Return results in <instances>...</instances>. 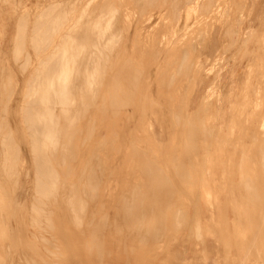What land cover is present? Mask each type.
I'll use <instances>...</instances> for the list:
<instances>
[{"label": "rangeland", "instance_id": "1", "mask_svg": "<svg viewBox=\"0 0 264 264\" xmlns=\"http://www.w3.org/2000/svg\"><path fill=\"white\" fill-rule=\"evenodd\" d=\"M8 8L20 20L0 45V254L11 264H205L211 254L264 264V0ZM69 54L80 56L76 87L40 108L33 82L55 80Z\"/></svg>", "mask_w": 264, "mask_h": 264}, {"label": "bare ground", "instance_id": "2", "mask_svg": "<svg viewBox=\"0 0 264 264\" xmlns=\"http://www.w3.org/2000/svg\"><path fill=\"white\" fill-rule=\"evenodd\" d=\"M134 2H135V1H134ZM65 6H66V4H65ZM72 6H73V5H72ZM55 7H56V6H55ZM57 7H59V6H57ZM60 9H61V8H60ZM60 9H57V10L55 9V10H56V14L60 11ZM106 9H107V8H106ZM58 10H59V11H58ZM54 12H55V11H54ZM67 12H68V11H67ZM107 12H108V11H107ZM49 13H50V12H46L45 15H46V14H49ZM105 13H106V11H105ZM58 14H59V13H58ZM58 14H57V15H58ZM45 15H44V16H45ZM57 15H56V16H57ZM103 15H104V14H103ZM40 16H41V15H40ZM44 16L41 17L42 19L40 18V22H39V24H38V25H39L38 27H39L40 29L37 28V30H38V29L41 30V28H43V26L46 25V21H45V17H46V16H45V17H44ZM112 16H113V15H112ZM59 17H60V16H59ZM65 17H66V15H65ZM108 17H109V16H108ZM110 17H111V16H110ZM57 18H58V17H57ZM51 19H52V18H51ZM53 19H54V18H53ZM61 19H63V18H61ZM110 19H111V18H110ZM114 19H116V18H114ZM22 20H23V19H22ZM48 20H49V19H48ZM57 20H59V23H57ZM83 20H85V19L83 18ZM116 20H117V19H116ZM116 20H115V21H116ZM44 21H45V22H44ZM50 21H51V23L49 22L48 25L50 26V24H51V26H52L53 28H56V29L58 30L57 27L60 25V21H61V20H60V19H56V20H50ZM111 21H112V20H111ZM115 21H114V22H115ZM84 22H85V21H84ZM101 22H102V21H101ZM21 23H22V22H21ZM102 23H103V22H102ZM109 23H110V21H109ZM109 23H108V25L111 24V23H110V24H109ZM24 24H25V23H24ZM57 24H58V25H57ZM77 24H78V23H77ZM93 24H94V23H93ZM103 24H104V23H103ZM103 24H101V25H103ZM106 24H107V23H106ZM112 24H113V23H112ZM115 24H116V23H115ZM75 25H76V24H75ZM78 25H79V24H78ZM90 25H92V24H90ZM97 25H98V23H97ZM114 26H115V25H114ZM45 27H47V26H45ZM45 27H44L43 29H45V30H46V29L49 30V29H48L49 27H47V28H45ZM81 27H82V26H81ZM85 27H86V25H85ZM85 27H83V32H85V30H86V29L84 30ZM99 27H100V26L98 25L97 28L100 29ZM109 27H111V25L108 26V29H109ZM118 27H119V26H118ZM205 27H206V26H205ZM205 27H204V28H200V31H201V29H202V31H203V29H205ZM87 28H89V27H87ZM111 28H112V27H111ZM111 28H110V29H111ZM113 28H114V27H113ZM207 28H208V27H207ZM207 28H206V30L208 31V34H209V29H207ZM43 29H42V30H43ZM56 29H55V30H56ZM76 29H77V28H76ZM98 29H95V30L99 31ZM101 29H102V28H101ZM110 29L107 30V31L111 32ZM115 29H116V28H115ZM39 30H38V31H39ZM42 30H41V31H42ZM47 30H46V31H47ZM51 30H52V29H51ZM55 30H53V31H55ZM88 30H89V29H88ZM105 30H106V29H105ZM21 31H22V30H21ZM43 31H44V30H43ZM43 31H42V32H43ZM77 31H78V29H77ZM81 31H82V30H81ZM117 31H118V30H117ZM117 31H116V32H117ZM197 31H198V30H197ZM207 31H205V32H207ZM36 32H37V31H36ZM42 32H41V33L39 32V33L42 34ZM87 32H88V31H87ZM100 32H101V30H100ZM102 32H104V30H102ZM109 32H108V33H109ZM118 32H119V31H118ZM81 33H82V32H81ZM81 33H80V34H81ZM93 33H94V32H93ZM95 33H96V32H95ZM97 33H98V32H97ZM108 33H107V34H108ZM197 33H198V32H197ZM200 33H201V32H200ZM45 34H46V32H45ZM52 34H53V33H52ZM69 34H70V33H69ZM80 34H79V35H80ZM85 34H86V32H85ZM100 34H101V33H100ZM105 34H106V33H105ZM118 34H119V33H118ZM202 34H203V32H202ZM38 35H39V34H38ZM48 35H49V34H48ZM53 35H55V33H54ZM92 35L95 36L94 34H92ZM92 35H91V36H92ZM96 35H97V34H96ZM200 35H201V34H200ZM39 36H40V35H39ZM41 36H43V34H42ZM81 36L83 37L82 34H81ZM87 36H88V35H87ZM93 36H92V37H93ZM105 36H106V35H105ZM110 36H111V35H110ZM110 36H109V37H110ZM113 36H114V34H113ZM115 36H116V35H115ZM115 36H114V37H115ZM201 36H202V35H201ZM201 36H200V39H201V38H204L205 35H204L203 37H201ZM207 36H208V35H207ZM207 36H205V37H207ZM23 37H24V36H23ZM47 37H48V36H47ZM65 37H66V36H65ZM71 37H72V36H71ZM101 37H102V36H101ZM101 37H100V38H101ZM116 37H117V36H116ZM197 37H198V36H197ZM208 37H209V36H208ZM79 38H80V37H79ZM79 38H78V39H79ZM83 38H84V37H83ZM85 38H86V37H85ZM85 38H84V40H85ZM96 38H97V37H96ZM96 38H94V39H95L94 44L97 43V42H96ZM105 38H107V37H105ZM49 39H50V38H49ZM68 39H70V36H69ZM68 39H67V41H69V42H67V43L70 44V45H68L66 42L63 43V44H67V45H68L67 48H71V50H72V49H74L73 44L76 43V42H75L76 39H73V37H72V39H70V40H68ZM86 39H87V38H86ZM91 39H92V38H91ZM193 39H194V37H193ZM196 39H197V38H196ZM196 39H194V40L196 41ZM208 39H209V38H208ZM65 40H66V39H65ZM81 40H82V39H81ZM81 40H79V41H81ZM84 40H83V41H84ZM104 40H105V39H104ZM115 40H116V39H115ZM194 40H193V41H194ZM197 40H198V39H197ZM76 41H77V40H76ZM97 41H98V40H97ZM101 41H103V40H101ZM108 41H109V40H108ZM190 41H191V40H190ZM86 42H87V40H86ZM206 42H209V41L207 40ZM81 43H83V42H81ZM84 43H85V41H84ZM84 43H83V45H84ZM88 43H89V42H88ZM103 43H104V42H103ZM194 43H196V42H194ZM194 43H193V44H194ZM200 43H202V39H201V42H200ZM203 43H205V41H204ZM42 44H43V43H42ZM71 44H72V45H71ZM104 44H106V43H104ZM193 44H190V43H189V45H191V47H192ZM46 45H47V44H46ZM67 45H66V46H67ZM79 45H80V43L78 44V47H79ZM100 45H101V44H100ZM195 45H196V44H195ZM197 45H198V44H197ZM206 45H207V44H206ZM66 46H64V47L66 48ZM74 46H75V45H74ZM80 46H81V45H80ZM85 46H86V45H85ZM85 46H84V47H85ZM94 46H95V45H94ZM106 46H108V45H106ZM193 46H194V45H193ZM72 47H73V48H72ZM86 47H87V46H86ZM194 47H195V46H194ZM198 47H199V46H198ZM201 47L204 48L205 46H201ZM206 47H207V46H206ZM106 48H107V47H106ZM195 48H196V47H195ZM195 48H190V49L195 50ZM58 49H59V48H58ZM60 49H61V48H60ZM60 49H59V50H60ZM62 49H63V48H62ZM88 49H90V47H89ZM96 49L98 50V49H100V48H96ZM108 49H110V48L108 47ZM187 49H188V48H187ZM187 49H186V50H187ZM190 49H189V50H190ZM59 50H58V51H59ZM63 50H64V49H63ZM65 50H66V49H65ZM71 50L69 49L68 52H69V51L71 52ZM76 50H77V48H76ZM91 50H92V49H91ZM60 51H61V50H60ZM60 51H59V52H60ZM66 51H67V50H66ZM74 51H75V49H74ZM106 51H107V49H106ZM158 51H159V50H158ZM183 51H184V50H183ZM187 51H188V50H187ZM63 52H65V51H62V53H63ZM70 52H69V53H70ZM72 52H73V51H72ZM99 52L102 53L101 50H100ZM62 53H60V55H62ZM73 53H76V52H73ZM78 53H79V52H78ZM78 53L75 54V55H78ZM57 54H58V52H56V55H57ZM65 54H67V52H65ZM79 55H80V54H79ZM95 55H96V54H94V57H95ZM102 55H103V53H102ZM181 55H182V54H181ZM187 55H188V54H187ZM62 56L64 57V53H63ZM66 56H68V55H65V57H66ZM73 56H74V54L72 55V57H71V59H70V54H69V59H70L69 61H68V57L64 58V61H65V59H67V60L65 61V62H67V63H66L67 65H66L65 63H63V58H62V57H61V59H59L60 56L58 57V59H57V61H58V65H60L61 67H63V66H64V67H63V68H61L60 66H58V67H54V68H57V69L53 70L54 73H55V71H56V73H58V74H56V73L54 74L55 78L57 77L56 79L54 78L55 80H51V79L48 80L49 77H47V80H46V81H42V82H41L43 85H41V83H40L39 81H34V82H33L34 85H37V86H34V87H33V89H34V91H35V93H34L35 95L32 96L33 99L31 100V102H33V101L36 102V101H37V100H36L37 98L40 100L41 97H42V96H41V97H40V96L37 97L36 87H41V89H40V90H41V94L39 93V95H42V94L45 95V96H43V97H44L46 100H43V101H42V99H41V101H40V104L43 103V104L41 105L42 107H40V108H42V109H44V108L46 109V108H47L48 105H46V104H48V101L55 100L56 97H58V96L61 95V94L63 95V94H65V93H67V92L69 93L70 88H72V87H70V86L74 85V86L76 87V85H75L74 82H73L74 80L72 81V78L74 79V77H75V74H74V73L77 74V72H75V70H74V69L76 68V63H74V64H72V63L77 59L76 57H80V56H76L75 58H73ZM91 56H92V54H91ZM96 56H97V55H96ZM103 56H105V54H104ZM53 57H55V56H53ZM53 57H52V58H53ZM89 57H90V56H89ZM94 57H93V58H94ZM50 58H51V56H50ZM72 59H73V61H71ZM74 59H75V60H74ZM78 59H79V58H78ZM81 59H82V57H81ZM188 59H189V58H188ZM190 59H191V58H190ZM45 60H46V59H45ZM52 60H54V59H52ZM52 60H51V62H54V63H55L56 58H55L54 61H52ZM61 60H62V63H63V64H62L61 62H59V61H61ZM89 60H90V59H89ZM94 60H95V59H94ZM79 61H80V60H79ZM79 61H78V62H79ZM92 61H93V60H92ZM106 61H107V59H106ZM186 61H187V60H186ZM191 61H192V60H191ZM14 62H15V61H14ZM99 62H100V60H99ZM99 62H98V63H99ZM104 62H105V61H104ZM184 62H185V61H184ZM48 63H49V62H48ZM48 63H47V64H48ZM59 63H60V64H59ZM51 64H52V63H51ZM61 64H62L63 66H62ZM64 64L66 65V68H65V65H64ZM90 64H91V63H90ZM96 64H97V63H96ZM96 64L93 63V65H96ZM100 64H101V63H100ZM180 64H181V63H180ZM54 65H55V64H54ZM102 65H103V64H102ZM49 66H50V64H49ZM55 66H56V65H55ZM97 66H98V64H97ZM103 66H104V65H103ZM50 67H51V66H50ZM59 67H60L62 70H61ZM87 67H88V66H87ZM95 67H96V66H95ZM100 67H101V66H100ZM185 67H186V66H185ZM45 68H46V67H45ZM58 68H59V69H58ZM64 68H65V69H64ZM81 68H82V67H81ZM92 68L94 69L93 66H92ZM188 68H189V67H188ZM99 69H100V68H99ZM102 69H103V68H101V70H102ZM105 69H106V68H105ZM46 70H47V69H46ZM46 70H45V71H46ZM76 70H80V68H79V69H76ZM90 70H92V69H90ZM97 70H98V69H97ZM45 71H44V72H45ZM50 71H51V70H50ZM57 71H59V72H57ZM87 71H89V69H88ZM95 71H96V70H95ZM184 71H185V70H184ZM41 72H42V71H41ZM78 72H79V71H78ZM81 72H82V71H81ZM92 72H93V71H92ZM92 72H91V73H92ZM99 72H101V71H99ZM99 72H95V73H99ZM102 72H103V71H102ZM50 73H51V72H50ZM47 74H48V73H47ZM86 74H88V73H86ZM93 74H94V73H93ZM100 74H101V75H100ZM39 75H40V74H39ZM48 75H49V74H48ZM56 75H57V76H56ZM77 75H79V74H77ZM80 75H81V73H80ZM90 75H91V74H89V76L87 75L88 78H89V77H90V78L93 77V79H94L95 76L97 77V75H95V76H94V75H93V76H90ZM102 75H103L102 73H99V76H102ZM37 76H38V75H37ZM49 76H50V75H49ZM52 76H53V75H52ZM81 76H83V75H81ZM188 76H189V75H188ZM34 77H35V76H34ZM79 77H80V76H79ZM129 77H130V76H129ZM129 77H128V78H129ZM180 77H181V76H180ZM35 78H39V77H35ZM81 78H82V77H81ZM90 78H89V79H90ZM98 78H99V77H98ZM100 78H101V77H100ZM128 78H127V79H128ZM130 78H131V77H130ZM173 78H174V77H173ZM78 79H80V78H78ZM83 79H84V78H83ZM85 79H86V78H85ZM95 79H96V78H95ZM131 79H132V78H131ZM131 79H129V80H131ZM176 79H177V78H176ZM180 79H181V78H180ZM182 79H183V78H182ZM37 80H38V79H37ZM97 80H98V79H96L95 81H97ZM99 80H101V79H99ZM123 80H124V79H123ZM123 80H122V81H123ZM135 80H136V79H135ZM76 81H77V80H76ZM76 81H75V83L77 84ZM180 81H181V80H180ZM188 81H189V80H188ZM72 82H73V83H72ZM80 82H81V81H80ZM88 82H89V83H93V82H90V81H88ZM126 82H128V81H126ZM126 82H125V83L122 82V84L124 85V84H126ZM173 82H174V81H173ZM173 82H172V84H173ZM83 83H84V80H83V82L80 83V84H83ZM89 83H88L89 87H87V88H88V89H91V88L93 87V86H92L93 84H89ZM136 83H138V82H136ZM168 83H169V82H168ZM168 83H167V84H168ZM177 83H179V82H177ZM39 84H40V85H39ZM94 84H95V83H94ZM101 84H102V83H101ZM133 84H135V83H133ZM78 85H79V84H78ZM84 85H85V84H84ZM90 85L92 86L91 88H90ZM120 85H121V84H120ZM127 85H130V84L127 83ZM137 85H138V84H137ZM168 85L170 86V84H168ZM173 85H174V84H173ZM79 86H80V85H79ZM82 86H83V85H82ZM86 86H87V85H85V87H86ZM30 87H31V86H30ZM85 87H84V88H85ZM31 88H32V87H31ZM84 88H83V89H84ZM93 88H94V87H93ZM76 89H77V88H76ZM80 89H81V87L79 88V91H80V92L85 91V89H84V90H83V89L80 90ZM71 90H72V89H71ZM73 90H75V89H73ZM27 91H28V90H27ZM29 91H30V89H29ZM32 91H33V90H32ZM32 91L29 92V94L31 93L30 96L33 95V92H32ZM79 91H78V92H79ZM89 91H90V90H89ZM89 91H88V92H89ZM78 92H77V93H78ZM68 93H67V94H68ZM71 93H72V92H71ZM92 93H93V92H92ZM67 94H66V96H67ZM95 94H96V92H95ZM75 95H76V94H75ZM27 96H28V95H27ZM49 96H50V97H49ZM73 96H74V95H72L71 97H73ZM91 96H92V95H91ZM36 97H37V98H36ZM48 97H49V98H48ZM75 97H77V95H76ZM67 98H68V99H67ZM67 98H65V101H66V99H67L66 104H67V103L69 104L70 102H73V101H74L73 99H71V100H73V101H70V102L68 101L69 98H70V95H69V97H67ZM184 98H185V97H184ZM27 100H28V99H27ZM56 100H57V99H56ZM62 100H63V99H62ZM45 101H47V102H45ZM63 102H64V101H63ZM63 102H62V104L64 105ZM51 103H52V102H51ZM25 104H26V103H25ZM60 104H61V103H60ZM66 104H65V105H66ZM103 104H104V103H103ZM208 104H209V103H208ZM49 106H50V104H49ZM67 106H68V105H67ZM28 107H30V106H28ZM206 107H207V106H206ZM32 108H33V107H32ZM101 108H102V107H101ZM207 108H208V107H207ZM29 109L31 110V108H29ZM42 109H41V111H42ZM203 109H204V108H203ZM32 110H33V109H32ZM48 110H49V109H48ZM26 111H27V110H26ZM68 111H69V110H68ZM63 112H64V113L67 112V109H66L65 111H64V109H63ZM30 113H32V112H30ZM37 114H38V113H37ZM47 114H48V111L46 110V111H45V115H47ZM67 114H68V113H66V115H67ZM197 114H198V113H197ZM197 114H196V115H197ZM51 116H52V115H51ZM203 116H204V115H203ZM33 117H34V115H33ZM39 118H40V117H39ZM33 121H34V120H33ZM1 122H2V121H1ZM28 122H29V121H28ZM25 123H26V121H25ZM34 123H35V122H34ZM30 124H31V123H30ZM36 125H37V124H36ZM34 127H35V126H34ZM31 130H32V128H31ZM36 130H37V129H36ZM35 132H36V131H35ZM46 132H47V131H46ZM51 132H52V131H51ZM210 132H212V131L210 130ZM189 133H190V135H191V132H189ZM29 135H30V134H29ZM194 135H195V134H194ZM6 137H7V136H6ZM191 137H192V135H191ZM23 138H24V137H23ZM36 138H37V137H36ZM47 138H48V137H47ZM34 140H35V139H34ZM36 140H37V139H36ZM193 140H194V139H193ZM3 143H4V142H3ZM33 143H34V142H33ZM186 143H187V142H186ZM43 145H44V144H43ZM43 145H42V146H43ZM40 146H41V144H40ZM41 148H42V147H41ZM17 149H18V148H17ZM134 149H135V148H134ZM185 149H186V148H185ZM194 149H195V148H194ZM194 149H193V150H194ZM37 150H38V149H37ZM32 151H33V150H32ZM39 151H40V150H39ZM32 153H33V152H32ZM184 153H185V152H184ZM185 154H186V153H185ZM195 155H196V154H195ZM36 157H37V156H36ZM38 157H39V156H38ZM195 157H196V156H195ZM137 159H138V158H137ZM196 159H197V158H196ZM5 161H6V160H5ZM98 162H99V161H98ZM137 162H138V161H137ZM177 162H178V161H177ZM178 163H179V162H178ZM14 164H15V162H14ZM137 164H138V163H137ZM142 164H143V163H142ZM147 164H148V163H147ZM182 164H183V163H182ZM42 165H44V164H42ZM100 165H101V164H100ZM138 165H139V164H138ZM5 166H6V164H5ZM5 166H4V168H5ZM47 166H48V165H47ZM49 166H50V165H49ZM45 167H46V166H45ZM100 167H101V166H100ZM1 168H2V167H1ZM141 168H142V166H141ZM43 169H44V168H43ZM102 169H103V168H102ZM178 169H179V168H178ZM13 170H15V169H13ZM145 170H146V169H145ZM9 171H10V170H9ZM11 171H12V170H11ZM38 171H39V170H38ZM42 172H43V171H42ZM102 172H103V171H102ZM155 172H156V171H155ZM181 172H182V171H181ZM3 173H5V172H3ZM6 173H7V172H6ZM10 173H11V172H10ZM14 173H15V172H14ZM12 174H13V173H12ZM16 174H17V172H16ZM35 174H36V173H35ZM140 174H141V173H140ZM8 175H9V173H8ZM179 175H180V174H179ZM9 176H10V175H9ZM39 176H40V175H39ZM49 177H50V176H49ZM184 177H185V176H184ZM47 178H48V177H47ZM144 178H145V177H144ZM153 178H154V177H153ZM36 179H37V178H36ZM146 179H147V178H146ZM153 180H154V179H153ZM182 180H183V178H182ZM35 181H36V180H35ZM39 181H40V180H39ZM39 181H38V182H39ZM45 181H46V180H45ZM47 181H48V180H47ZM249 181H250V180H249ZM146 182H147V180H146ZM182 182H183V181H182ZM182 182H181V183H182ZM149 183H150V182H149ZM39 184H40V182H39ZM248 184H249V183H248ZM250 184H251V182H250ZM43 185H44V184H43ZM52 185H53V184H52ZM55 185H56V183H55ZM148 185H149V184H148ZM169 185H170V183H169ZM40 186H41V185H40ZM149 186H150V185H149ZM151 186H152V185H151ZM156 186H157V185H156ZM160 186H161V185H160ZM250 186L252 187L253 185H250ZM35 187L37 188L36 185H35ZM153 187H154V185H153ZM168 187H169V186H168ZM248 187H249V186H248ZM47 189H48V188H47ZM129 189H130V188H129ZM172 189H173V188H172ZM252 189H253V188H252ZM39 190H40V189H39ZM157 190H159V189H157ZM168 190H169V189H168ZM26 191H27V190H26ZM37 191H38V190H37ZM49 191H50V190H49ZM256 191H257V190H256ZM123 192H124V191H123ZM148 192H149V191H148ZM152 192H153V191H152ZM152 192H151V194H152ZM161 192H162V191H161ZM161 192H160V193H161ZM164 192H165V191H164ZM153 193H154V192H153ZM169 193H170V192H169ZM156 194H158V193H156ZM165 194H166V193H165ZM167 194H168V193H167ZM256 194H257V193H256ZM38 195H40V194H38ZM254 195H255V194H254ZM42 196H43V195H42ZM42 196H41V197H42ZM125 196H126V195H125ZM129 196H130V195H129ZM144 196H145V195H144ZM168 197H169V196H168ZM125 198H126V197H125ZM130 198H131V196H130ZM143 198H144V197H143ZM258 198H259V197H258ZM147 199H148V198H147ZM130 200H131V199H130ZM137 200H138V199H137ZM145 200H146V199H145ZM148 200L150 201V198H149ZM128 202H129V201H128ZM142 203H143V202H142ZM149 203H150V202H149ZM155 204H156V203H155ZM38 205H39V204H38ZM149 205H150V204H149ZM156 205H157V204H156ZM165 205L168 206L167 204H165ZM134 206H135V205H134ZM128 207H129V205H128ZM141 207H142V206H141ZM141 207H140V208H141ZM179 207H180V206H179ZM147 208H148V207H147ZM34 209H35V208H34ZM146 210H147V209H146ZM181 211H182V210H181ZM144 212H145V211H144ZM30 214H31V213H30ZM142 214H143V213H142ZM145 215H146V214H145ZM146 218H147V216H146ZM148 219H149V218H148ZM101 220H102V218H101ZM144 221H145V220H144ZM138 222H139V221H138ZM138 222H137V223H138ZM147 222H148V220H147ZM147 222H145V223L142 222V226H143V224H146ZM99 223H100V222H99ZM137 223H135V224H137ZM152 223H153V222H152ZM135 224H134V222H133V225H135ZM140 224H141V223H140ZM118 225H119V224H118ZM147 225H148V223H147ZM114 228H115V227H114ZM119 228H120V227H119ZM134 228H136V227H134ZM146 228H147V226H146ZM147 229H148V228H147ZM160 229H161V228H160ZM120 230H121V229H120ZM138 232H139V231H138ZM138 232H137V233H138ZM135 233H136V232H135ZM146 234H147V233H146ZM136 237H137V236H136ZM156 238H157V237H156ZM159 238H160V237H159ZM101 239H102V238H101ZM146 239H147V238H146ZM153 239H154V238H153ZM157 239H158V238H157ZM42 240H43V239H42ZM139 240H140V239H139ZM141 242H143V241H141ZM144 242H145V241H144ZM45 243H47V242H45ZM48 243H49V242H48ZM56 250H57V249H56ZM21 253H22V252H21ZM49 254H50V253H49ZM23 257H24V256H23ZM24 259H25V258H24ZM27 262H28V261H27Z\"/></svg>", "mask_w": 264, "mask_h": 264}, {"label": "crops", "instance_id": "3", "mask_svg": "<svg viewBox=\"0 0 264 264\" xmlns=\"http://www.w3.org/2000/svg\"><path fill=\"white\" fill-rule=\"evenodd\" d=\"M20 0H0V45L3 51H7V46L10 44V39L13 36V23H17L20 19L19 17H14L13 13L10 12V9L8 8L9 5H19ZM46 19V17H45ZM10 23H11V29H10ZM69 36H67V39ZM72 39V37L70 38ZM69 39V40H70ZM69 41H66V43ZM139 220H133L134 224L137 223ZM132 222V225H133ZM139 223V222H138ZM197 228L198 225H197ZM10 245L12 247V251L14 250V241L10 240ZM211 252V249H210ZM7 254H0V264H11L6 260ZM9 255V254H8ZM11 255H14L12 252ZM219 261L217 259V256L215 254H211V257L206 260L205 264H218ZM230 264L231 261H230Z\"/></svg>", "mask_w": 264, "mask_h": 264}]
</instances>
